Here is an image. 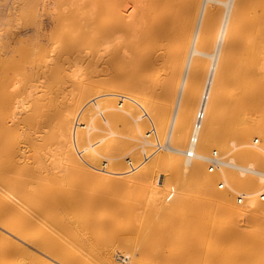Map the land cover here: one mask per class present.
Listing matches in <instances>:
<instances>
[{
	"label": "rangeland",
	"instance_id": "obj_1",
	"mask_svg": "<svg viewBox=\"0 0 264 264\" xmlns=\"http://www.w3.org/2000/svg\"><path fill=\"white\" fill-rule=\"evenodd\" d=\"M8 1L11 0H0V62L4 61L6 67L8 63L10 65L20 56L18 60L21 61L23 58L24 62L18 61L17 68L20 67L18 70L20 72L16 71V68H14L15 71L12 70V66L15 67L17 63L16 60L14 65L11 64L10 72L6 69L8 72L6 78L10 80L9 86H11L7 87L6 91H12V95L7 100L8 103L6 101L7 110L5 111L4 106L1 108L7 113L0 116H4L5 120L1 116V123L3 120L7 122L3 124L7 126V129L9 127L13 140L6 143L9 134L8 130H5L8 135L5 141L7 146L4 147L1 142H4L3 139H6V136L4 138L5 133L0 134L3 136L0 145L3 148L11 147V149L8 147L10 151L6 149L10 152L6 158L7 152H4L5 149L3 150L0 146V200L8 194L9 185L20 186L18 193L9 191L16 194H12L16 197L13 204L21 207L20 210H22L19 211L25 215L23 216L26 221L38 223V226L34 223L36 228L26 232V239L24 238L23 242L16 239L23 245V249L24 247L29 249V254L25 251L24 255L22 251L19 253L17 247L5 244L0 239V264H20L24 261L25 264H35L34 261L38 263L34 255H42L38 251L41 244L37 242L42 228V232L48 233L50 237L45 233L46 236L53 240L57 248L64 249L63 255L68 257V254L71 260H81L82 264H111L110 259L117 250L122 255L121 258H124L126 254V262L121 264H254L244 257H247V253L254 248L253 241L239 243L234 237H225L221 233L223 227L235 230L240 229L239 225L242 224V222L226 223L228 216L223 215V212L221 213L223 216L219 214L221 217L218 215L219 218L214 217L211 220L213 214L202 211L197 215L201 219L200 225L194 226L188 222L189 225L179 212H174L176 209L170 207V211L166 204L160 208H145L143 196H140L142 193L139 184L147 181L146 178L143 180L134 178L129 183V187L126 184V191L119 193L93 183L90 176L94 169L91 166H88L89 169L74 166L67 171L59 170V173L49 168L51 158H48V153L59 145L58 140L56 142L57 135L60 133L58 122L62 121V115L67 117L70 114L68 116L70 117L74 110L81 108L88 98L102 97L106 104L112 103L111 106L115 107L123 96H127V99L132 97L129 100L135 99L134 103L138 100L137 103L140 105L144 103L145 108L147 107L149 120L159 119L166 122L178 79L172 64L174 60L171 62L172 58L167 51L157 48L155 55L159 57L155 63L146 69L139 70L140 62L136 61V55L140 56L137 51L144 47L142 41L139 42L138 38H132L130 34H126V30L106 36L97 32V26L102 23L101 21L112 19L108 18L110 13L115 18L122 16L125 21L133 19V16L137 22L152 21L162 13L159 0H25L24 5L16 0L17 5L13 0L10 6ZM217 8L218 5H215L214 9ZM240 10L239 22H249L255 15L264 13V0H241ZM130 12L129 17H126ZM54 19L61 22H55L57 24L49 27L48 23ZM117 20L119 21V18ZM120 23L126 24V22ZM80 34H84L87 39H83L80 43H72ZM158 45L161 44L158 43ZM126 61H128L127 67ZM196 72V74L193 72L190 77L191 85L196 87H192L194 95L191 99L193 100L204 77V74H201L202 71ZM219 85L215 89V99L217 97L219 99L224 91ZM2 91L5 92V88L0 90L1 94ZM4 92L6 98V92ZM1 98L4 99L3 96H0ZM262 100L260 95L256 97L254 105L241 100L235 107L238 116L247 117L249 120L247 123L259 118L261 113L258 104ZM124 105L123 103L122 107ZM230 106L225 102L219 105L222 111H226ZM189 107L191 108L187 111L193 114L194 105ZM189 113L190 119L192 116ZM162 118H165V121ZM11 119L12 122H10ZM148 122L142 126L145 132L151 127ZM1 127L2 133L6 127ZM243 136L244 138H238L242 140L241 143L251 142L255 135L248 133ZM259 143H264L261 137H259ZM122 158L126 163V156ZM100 161L99 166L102 167V161ZM160 183H163V180H160ZM45 190L48 192L45 198L51 203H43ZM54 192L58 194L61 192V194ZM30 195L34 201L29 202ZM59 196L61 198L69 196V199L73 197L71 200H77V204L82 198L81 206L80 204L75 205L76 207L70 206L68 198L64 201L69 202L64 204L59 201L61 198L57 200ZM182 198L193 201L201 209L206 206L210 211L209 202L204 199L205 197L192 194L182 195ZM40 199H43L42 205H47L43 206V210L39 203ZM49 200L46 201L49 202ZM90 200L98 201L97 205L92 203V208ZM72 202L75 201H71V204ZM83 202H85L84 205L89 204L85 207V211ZM12 205L10 207L14 212L18 211V205L15 207ZM38 207H41V210ZM87 207H90V210ZM12 216L0 209V226L1 223L12 221ZM108 220L111 223H108ZM247 221L249 222V220L243 222L245 225H241V230L261 233L264 229V219L256 224L250 222L253 223L251 224L253 227L249 226L250 228L248 227L250 223ZM103 222L107 229L103 228ZM214 222L219 223L221 229L215 228ZM122 225L123 228L126 225V230L122 228ZM244 226H247V229L243 228ZM0 231L6 233L1 228ZM40 251H43L42 248ZM18 253L23 256H19ZM31 253L34 255H30Z\"/></svg>",
	"mask_w": 264,
	"mask_h": 264
},
{
	"label": "bare ground",
	"instance_id": "obj_2",
	"mask_svg": "<svg viewBox=\"0 0 264 264\" xmlns=\"http://www.w3.org/2000/svg\"><path fill=\"white\" fill-rule=\"evenodd\" d=\"M11 1H8L9 6ZM13 2L18 5V3L23 4V2L25 4L26 1L17 0V3L15 0ZM159 2L162 5V13L150 22H137L134 16L133 19L126 21L125 18L119 16L118 21V18L113 17L110 13L108 18L112 19L101 21L102 23L97 26V32L106 36L126 30V34H130L132 38H138L139 42L142 41L144 47L137 51L140 56L136 55V61L140 62L139 70L146 69L155 63L159 57L155 55L157 48L167 51L172 58L170 59L171 62L174 60L172 64H174L178 79L166 122L159 119L149 120L147 107L145 108L144 103V106L137 103L138 100L135 101L138 105L134 103L135 99L129 100L132 97L127 99V96H123L118 105L116 104V108L111 106L112 103L110 105L107 102V105L102 97L88 98L81 108L77 111L74 110L73 114L71 113L70 117H68L70 114L67 117L62 115V121L58 122L57 126L60 133L57 135L56 142L58 140L59 145L56 149L50 150L49 157L47 155L48 158H51V162H49L51 167L49 168L59 173V170L60 172H63L64 169L67 171L74 166L82 169H89L91 166L94 169H92L93 173L90 176L93 183L119 193H124L126 184L129 187V183L134 178H142V180L146 178L147 181L139 184L140 186L138 185L141 188L142 195L140 196H143L145 208H160L166 204V207L169 206L168 209L173 207L176 209H173L174 212H179L184 221L186 220L187 223L194 224V226L200 225L201 219L197 215L202 211L213 214L211 220L226 214L228 216L226 223L228 224L242 222L241 225L243 226L245 225L243 222L246 220H249L248 223L254 222L256 224V222L264 219V200L260 199V196H264V143L258 144L259 137L264 140V13L255 15L249 22H239L241 0H159ZM213 5H218V8L215 10ZM10 8L13 9L12 6ZM129 8L131 9V7ZM130 14L131 12L127 13L126 17H129ZM50 19L52 20V18ZM56 19L48 23L49 27L57 24L55 22H61V20L57 21ZM120 22H126V24ZM83 39H87V37L80 34L75 38V41H73L74 39L71 41L76 44ZM158 43L161 45L157 46ZM20 57H17V60L14 58L17 63L15 60L9 61L12 62L11 64L16 63L15 67L12 66L13 71H15L14 68L16 71L20 69V67L17 68ZM22 60L23 58H21ZM4 64V61L0 62V88H5L6 92L0 93V96L4 97V99H0H3L0 101V114L7 113L5 112L7 110L5 104L8 103L7 100L12 95V91H6L7 87H11L9 86L10 80L8 81V77L6 78L7 73L11 70V64L8 63L7 68ZM127 65L128 61H126V67ZM196 71H202L201 74H204V77L193 100L191 99L194 95L192 87L195 86L191 85L190 77L193 72L196 74ZM9 78L11 79L10 74ZM218 84L224 91L216 100L214 93ZM3 92L7 96L6 98ZM258 95L263 99L258 104L261 116L247 123L248 118L238 116L235 107L241 100L254 105ZM223 102L231 105L226 111H222L219 107ZM123 103L125 104L124 108L122 107ZM16 104L18 106V103ZM191 105H194L193 114L187 111L190 110L188 108H191L189 107ZM3 106L5 111L4 109L1 110ZM17 113L16 115H18ZM188 113L192 116L190 119ZM1 116L0 127H6V129L2 133L0 129V134L5 133L3 136L4 138L6 136V139H3L1 135L0 141L4 140L1 145L5 147L7 146L6 143L12 142L13 137L8 130L9 127L7 129V126H4L7 123L3 122L4 116L1 123ZM162 119L165 121V118ZM146 122L150 123L151 127H148L149 130L145 132L142 126ZM5 130H8L9 136L11 135V138L8 136L9 141ZM248 133L255 135L252 136V141L241 143L242 140H238V138H244L243 135H248ZM233 136L237 138L234 139ZM194 138L196 139L195 143L192 141ZM237 140L240 143H237ZM10 145L12 144L10 143ZM8 147H2L3 150L5 149L4 152L11 149ZM211 147L212 149H210ZM7 153L6 158L10 152ZM213 154H216L217 164L213 171H209L207 164L211 163ZM123 156H126V163L122 158ZM99 161L102 167L99 166ZM160 180H163V183H160ZM9 186L7 188L10 189H8L10 192L18 193L19 185V187L16 185H13L14 187ZM220 186L221 188H219ZM9 191H7L8 194H4V199L0 200V209L12 214L13 219L7 223H1L0 228L7 234L0 231V239L5 244L8 243L17 247L19 253L22 251L24 255L23 252L25 251L29 254V249L26 247L23 249V245L17 240L23 242L26 232L33 231L36 228L35 224L38 226V223L26 221L18 204H16L18 211L16 208L15 210L19 213L14 212L10 205L15 203L14 198L16 197L12 196L14 193ZM43 192L42 190V195ZM45 193L44 200L42 199L44 202L39 200L40 205L42 202L51 203L49 199L45 198L48 194L46 190ZM192 194L205 197L204 199L209 202L210 211L206 206H203L202 210L193 201L182 198V195ZM60 198L59 196L57 200ZM65 198H61L62 200L59 201L64 203ZM70 198L73 199V197ZM28 199L29 202L34 201L31 195ZM71 199L68 198L70 206L79 204L81 206L82 198H80L79 204L76 203L77 200ZM87 199L84 201L86 202ZM53 201L55 202V200ZM71 201L75 202L71 204ZM9 202L10 205L8 206ZM85 202L82 203V206ZM97 202L92 201L91 207L92 203L96 206ZM44 205H42V210ZM86 206L89 204L84 205L83 210ZM40 208L38 207V209ZM222 212L223 215H221ZM109 220L108 223H111ZM251 224L253 225L250 223L248 227H253ZM241 225H239L240 229L235 230L223 227L221 233L225 237H234L239 243L253 241L254 248L247 253V257H244L250 259V262L254 264H264V229L261 233L253 230L250 233L241 230ZM213 226L218 230L221 229L219 223L214 222ZM104 227L106 228L105 225ZM114 228L113 230L117 231ZM42 230L43 228L39 232V237H37L38 233L36 236L37 242L41 244L39 246L36 242V245L43 251L37 250L42 255L31 253L30 255L33 254L38 262L34 261L33 263L82 264L81 260L75 261L73 258L71 260L67 253L69 258L63 255L64 249L57 248V245L49 238L48 233L45 231L49 237ZM108 230L110 231V228ZM89 231L91 232V230ZM28 254L27 256H29ZM23 255L19 254V256ZM120 256L122 255L118 250L115 251L110 263L121 264L126 262V254L124 258ZM20 264H25V261L24 263L20 262Z\"/></svg>",
	"mask_w": 264,
	"mask_h": 264
},
{
	"label": "built area",
	"instance_id": "obj_3",
	"mask_svg": "<svg viewBox=\"0 0 264 264\" xmlns=\"http://www.w3.org/2000/svg\"><path fill=\"white\" fill-rule=\"evenodd\" d=\"M198 118H200V116H198ZM198 128H199V126H198ZM192 141H193V143H195L196 142V139L194 138ZM215 157H216V154H213L211 163H208L207 164L209 166L208 167V170L209 171H213L214 166H216V164H217V160H215ZM219 188H221V186ZM260 199L261 200H264V196L263 195L260 196Z\"/></svg>",
	"mask_w": 264,
	"mask_h": 264
}]
</instances>
